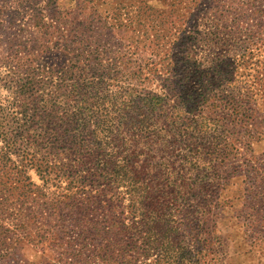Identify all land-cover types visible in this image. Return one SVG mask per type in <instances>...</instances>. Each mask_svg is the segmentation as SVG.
I'll use <instances>...</instances> for the list:
<instances>
[{"label":"trees","instance_id":"1","mask_svg":"<svg viewBox=\"0 0 264 264\" xmlns=\"http://www.w3.org/2000/svg\"><path fill=\"white\" fill-rule=\"evenodd\" d=\"M79 41L59 64L0 50V264H221L232 162L185 115L177 60L127 73Z\"/></svg>","mask_w":264,"mask_h":264},{"label":"rangeland","instance_id":"2","mask_svg":"<svg viewBox=\"0 0 264 264\" xmlns=\"http://www.w3.org/2000/svg\"><path fill=\"white\" fill-rule=\"evenodd\" d=\"M15 1L0 0V50H33L59 64L60 50L81 39L116 51L127 73L177 60L176 82L194 97L183 96L184 113L212 126L221 144L213 157L232 162L214 221L220 263L264 264V0ZM205 95L229 99L241 112L220 113Z\"/></svg>","mask_w":264,"mask_h":264}]
</instances>
